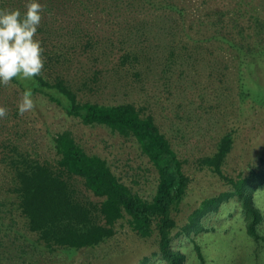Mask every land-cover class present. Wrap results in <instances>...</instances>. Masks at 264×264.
<instances>
[{
	"label": "rangeland",
	"instance_id": "rangeland-1",
	"mask_svg": "<svg viewBox=\"0 0 264 264\" xmlns=\"http://www.w3.org/2000/svg\"><path fill=\"white\" fill-rule=\"evenodd\" d=\"M214 3L190 2L187 18L177 22L178 39L171 47L172 57H168L169 48L153 41L149 43L150 51L146 50L149 44L142 45V56L123 64L118 53H126V47L123 45L117 54L111 53L107 38H113L118 20L126 16L118 14L115 20L108 12L97 9L65 10L79 19L87 34L75 50L68 44L64 56L52 58L48 75L64 73L82 101L133 103L142 116H151L168 138L190 178L179 209L172 213L176 226L171 247L185 255L184 264H264V238L256 242L247 234L238 196L231 194L216 205H203L207 199L234 191L227 178L237 181L264 171V69L256 60L258 56L254 62H246L250 66L240 65L226 44L206 39L211 32L205 23L213 15L210 11ZM61 14L62 10L51 15L55 22L51 25H72L68 21L57 22ZM203 20L207 22L200 24ZM189 21L195 24L190 27ZM97 38L99 45L95 43ZM86 40L90 44L84 46ZM241 72L258 91V100L244 104L245 109L240 108L238 94ZM19 96L12 87L0 93V106L8 110L7 117L0 119V137L5 130H17L22 147L54 162L49 136L69 130L88 153L104 157L134 192L151 198L157 171L133 137L125 139L102 125H84L40 96L34 100V110L21 116L17 109ZM231 130L233 143L220 167L222 177L203 159L216 152L220 137ZM3 170L0 166V196L10 203L14 198L7 189L9 178H3ZM70 182L78 199L98 200L79 177L70 178ZM252 200L262 214L259 230L264 237V180L254 189ZM199 210L203 211L195 217L194 212ZM16 219V228H2L7 230L0 245L2 264H166L156 234L138 236L127 218L116 223L115 234L106 242L75 252L41 248L37 235L22 227L23 220L18 215Z\"/></svg>",
	"mask_w": 264,
	"mask_h": 264
},
{
	"label": "trees",
	"instance_id": "trees-1",
	"mask_svg": "<svg viewBox=\"0 0 264 264\" xmlns=\"http://www.w3.org/2000/svg\"><path fill=\"white\" fill-rule=\"evenodd\" d=\"M191 1L37 0L45 8L35 37L44 49V68L41 75L33 80H13L7 88L12 87L20 94L26 87L31 88L33 100L37 96L45 98L65 115L79 119L84 125H102L125 139L133 137L156 169L157 183L150 199L140 196L114 173L104 157L88 153L69 130L56 131L49 136L54 162L43 160L37 153L22 147L17 130H5L0 137V166L4 169L3 178H9L7 189L14 199L8 203L0 196V245L7 230L16 228L19 222L16 215L22 218L24 229L37 235L41 248L49 251L62 248L69 252L94 248L106 242L115 234L116 223L127 218L138 236L148 238L156 234L158 249L166 264H184L185 255L171 247L172 230L176 226L172 213L179 209L190 178L184 173L182 161L168 138L160 132L153 118L142 116L133 103L82 101L69 80L62 75L64 73H56L52 77L48 75V70L52 67V58L63 55L68 44L75 50L87 34L79 19L68 15L65 10L77 11L81 8L91 12L97 9L98 12H108L115 20H118V14L126 16L118 20L113 38L111 35L107 38L111 53L115 51L117 54L123 45L126 47V53H118L123 64L138 60L142 56V45L147 46L153 41L169 48L168 57H172L174 52L171 47L178 39L177 22L187 18ZM214 1L209 23L204 20L199 22L205 23L211 32L206 39L226 44L237 56L240 65L250 66L246 62H254L258 56L256 60L264 69V0ZM27 2L0 0V9H19L23 15ZM61 10L63 14L56 18L57 22L68 21L72 25L55 28L50 23H55L51 15H57ZM189 24L191 27L195 23L189 21ZM95 43L99 45L101 42L97 38ZM83 44L89 45L90 41L86 40ZM3 87L0 93L7 89ZM238 94L240 108L245 109L244 104L258 100L256 85L250 83L244 72L239 77ZM233 135L232 130L225 132L218 141L216 152L203 159L222 177L220 167L232 147ZM72 177H79L98 200L78 199L70 182ZM227 180L234 191L207 199L203 205H216L235 194L240 200L247 234L256 242L262 240L264 237L259 230L262 214L253 203L252 193L264 180V171L255 177ZM202 211L194 212V216L198 217ZM198 255L202 261L200 252ZM1 257L0 251V264Z\"/></svg>",
	"mask_w": 264,
	"mask_h": 264
},
{
	"label": "clouds",
	"instance_id": "clouds-1",
	"mask_svg": "<svg viewBox=\"0 0 264 264\" xmlns=\"http://www.w3.org/2000/svg\"><path fill=\"white\" fill-rule=\"evenodd\" d=\"M43 10L37 0H28L23 15L19 9H0V85L5 88L13 80L31 81L42 73L44 49L35 37ZM35 107L32 89L26 87L17 102L18 114ZM7 114V108L0 106V119Z\"/></svg>",
	"mask_w": 264,
	"mask_h": 264
}]
</instances>
